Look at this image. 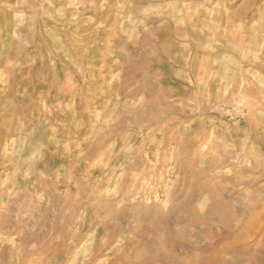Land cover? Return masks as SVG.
Instances as JSON below:
<instances>
[{
  "label": "rangeland",
  "instance_id": "1",
  "mask_svg": "<svg viewBox=\"0 0 264 264\" xmlns=\"http://www.w3.org/2000/svg\"><path fill=\"white\" fill-rule=\"evenodd\" d=\"M0 264H264V0H0Z\"/></svg>",
  "mask_w": 264,
  "mask_h": 264
}]
</instances>
